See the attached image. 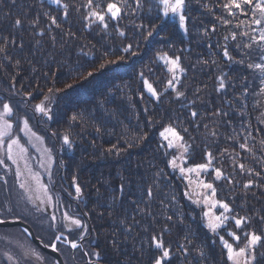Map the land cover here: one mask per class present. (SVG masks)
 Returning a JSON list of instances; mask_svg holds the SVG:
<instances>
[{"label":"trees","instance_id":"trees-1","mask_svg":"<svg viewBox=\"0 0 264 264\" xmlns=\"http://www.w3.org/2000/svg\"><path fill=\"white\" fill-rule=\"evenodd\" d=\"M65 2L80 4L83 0ZM224 2L186 0V32L179 27L178 16L163 17L158 0H142L143 9L121 21H111L106 31H101L95 24L86 27L87 21L81 15L85 10L77 13L70 8L67 19L61 16L60 28H49L47 19L40 15V28L46 33L40 37L35 35L29 21L44 10L51 9L52 14L57 15L60 10L56 5L49 0H43V5L41 0H15V3L0 0V38L16 40L15 45H8L10 59L0 54V101L13 107V115L7 118L13 124L11 137L19 138L21 145L29 148L30 162L34 163V169L38 168L42 183L53 194L55 205L52 210L57 225L64 230L62 225L66 222L62 221V213L65 211L79 216L89 227V235L82 241L83 250H103L101 264H148L151 253L141 257L138 251L142 238L146 236L143 230L159 231L164 225L170 229L165 240L171 241L174 248L178 243L187 244L184 239L187 236L192 245L203 247L207 257L201 260L195 252L187 259L176 255L172 264H232L227 260V251L219 236H224L235 247L236 243L227 231L236 232L241 236L239 246H243L245 231L254 229L259 233L264 230V224L260 222V217L264 216V179L241 173L238 167L243 163L255 171L264 168L261 160L264 151L260 145L261 138H264V131H261L264 130V123H261L264 106H257L260 98L251 94L253 89L259 91L258 82L251 85L246 100L236 99L242 91L240 77L248 73L241 65L228 63L218 46L227 43L231 50L235 42L223 38L231 30L239 31L234 28L237 21L221 7ZM129 3L134 6V0ZM221 16L233 23L224 26L217 19ZM17 18L23 21L20 28L13 26ZM150 22L158 27L151 37L145 38L150 28L141 30L136 25H149ZM117 24L125 36H119L115 31ZM213 26L215 32L211 31ZM69 31L72 36L68 35ZM52 36H55V42ZM36 40L40 44H36ZM128 44L133 45L136 55L122 51ZM161 51L180 57L181 66L186 71L177 73L179 83L175 88L185 91L186 97L177 99L173 88L167 86L172 73L168 72L163 61L157 59L156 54ZM106 52L107 57L104 56ZM119 56H125V59L100 69L105 59L117 60ZM213 59L217 64L202 63ZM17 60L19 66L15 63ZM221 70L228 74L235 87L216 90V77ZM89 71L93 75L84 79ZM141 72L157 89L159 100L143 87ZM67 84L73 87L66 88ZM49 88L62 91L56 92L51 102H45L50 109L48 115L35 112L34 106L44 100ZM197 89L200 91L196 92ZM243 103L247 107L243 108L244 114L241 115ZM217 110L228 115L213 116ZM192 111L198 112L199 116L193 119ZM73 116L77 117L75 121ZM24 119H28L29 128L41 140L20 130ZM169 124L181 132L188 145L187 153L182 148L169 149L163 144L160 132ZM184 128L188 129L187 133L183 132ZM210 130L217 135L211 136ZM65 134L69 136L70 145L63 142ZM244 142L253 149L257 159L252 158L253 153L239 148ZM130 144L133 146L129 147ZM3 148H0V159L5 160L0 165V218L25 221L36 236L48 244L54 235L50 227L51 216L46 209L37 211L34 205L31 212L16 206L8 183L10 177L16 176L17 165L1 152ZM179 151L190 166L207 164V153H212L206 180L216 188L215 198L229 203L232 209L227 214L226 228L218 229L215 234L207 227L208 220L203 215L205 209L195 203L196 199L188 193L185 179L169 163L174 158L176 161L180 159ZM217 168L235 183L230 184L224 178L216 179ZM73 177L82 189L79 197L75 193ZM249 179H253L257 186L245 190L243 184ZM149 189L151 197L147 195ZM233 215L253 219L250 225L236 229L231 219ZM167 216H172V221H167ZM133 217L136 223H133ZM181 217L183 223H180ZM124 218L132 225L129 233L120 223ZM15 228L21 231L30 248L42 255L43 264H56L55 259L39 249L21 228ZM75 231L78 235L79 230ZM113 234L118 241V250L111 246ZM6 245L0 239L1 264H5L2 251L8 249ZM59 247L65 264H87L82 251L68 249L63 244ZM143 247L147 248V244L144 243ZM20 252L15 251L20 254L22 264H37L31 253L28 254L31 259L22 260ZM260 264H264V258L260 259Z\"/></svg>","mask_w":264,"mask_h":264},{"label":"snow or ice","instance_id":"snow-or-ice-1","mask_svg":"<svg viewBox=\"0 0 264 264\" xmlns=\"http://www.w3.org/2000/svg\"><path fill=\"white\" fill-rule=\"evenodd\" d=\"M15 3V0H12ZM51 4L57 6L60 10L57 15H53L51 9L44 10L42 13L37 14L33 19L29 21V26L34 30L35 35L43 37L45 33V29L40 28V15H43L47 21L49 22V28L51 26H55L56 28H60V18L61 16L64 19H67L69 16V9H74L77 13H81V9L85 11L81 13L82 18L87 21L86 27H91L93 24L97 25L101 31H106L109 28V23L111 21H121L126 16L132 15L134 16L138 10L144 8L142 0H134L133 4L129 3V0H83L80 4H70L65 2V0H49ZM159 5L162 6L163 17H168L170 14L172 16H178L179 18V27L183 29L185 32L187 31L186 21L188 17L185 14L186 0H158ZM41 4L43 5V0H41ZM224 11H226L229 17H232L237 22L234 25L236 30H231L229 35L224 36V40L235 42L234 46L231 48L227 43L224 45H218L221 47L223 58L228 63H235L241 65L248 75H242L240 77L242 81V91L239 96L236 97L237 101H244L250 94L251 85L254 82L257 83V87L259 91L257 92L255 89L252 90L251 94L259 97L257 100V106H264V0H225V2L221 5ZM150 10V9H149ZM245 17V19H239V17ZM159 19V17H158ZM224 26H228L233 23L232 20L226 19L223 16L217 18ZM23 25V21L19 18L15 19L13 26L15 28H20ZM138 29L150 28L147 31L146 37H151L157 30L158 25L156 23H151L149 25H145L143 23L136 25ZM115 31L119 36H125V32L121 31L118 24L115 26ZM212 32L216 31L215 26L211 29ZM208 30L205 29V34L207 35ZM69 36H72L73 33L69 31ZM52 41L55 42V36L51 37ZM9 43L15 45L16 40L13 38L9 40V37L0 38V54H5L6 59H10L7 56V49ZM36 44H40L39 40H36ZM20 47H23V43L21 42ZM211 47V45H210ZM122 51L127 54L136 55L133 51V45H126ZM235 53V55L233 54ZM157 59L164 62L166 66H168V72L172 73V78L167 81V86L173 88L175 91V95L177 99L186 97V92L181 91L175 88V85L179 83V79L177 77V73H184L186 70L181 66L180 57L179 56H170L168 52L161 51L157 54ZM104 56L107 57L108 53H104ZM239 57V58H237ZM125 56H119L117 60L105 59L104 63L100 65V69L105 68L107 65L115 64L118 61H123ZM16 65H20V61L17 60ZM203 64L207 65L217 64L215 59L209 61L204 60ZM93 72L89 71L87 76L91 77ZM140 79L142 80L143 87L147 89L148 93L151 94L152 97H155L157 100L160 99V95L154 85L149 82L143 72L140 74ZM249 76H251V80H249ZM218 84L216 85V90L220 91L225 89L226 87L232 86L235 87L233 83L230 82V78L227 73H223L221 70V74L216 77ZM66 88H72V84H67ZM62 91V89L49 88L48 94L44 96V100L34 106L35 112L48 115L50 109L47 108L46 101L51 102L53 96L56 92ZM200 90L197 89L196 92ZM29 95H31L29 93ZM195 101H191L194 103ZM229 106H231V102H229ZM247 104L243 103L241 108V115H243V108H246ZM13 115V107L8 102L0 101V148H3L5 144L7 145V159L12 160L14 164L19 163V159H23L24 154L27 153V149L21 145L19 138H12L11 132L13 129V124L10 122L8 117ZM227 116L228 113L222 112L221 110H217L213 113V116ZM199 113L196 111L191 112V117L193 119L197 118ZM49 119L51 117L49 116ZM77 119L76 116L72 117V120L75 121ZM261 123H264V120H261ZM205 129H208V125H204ZM26 133H31L32 136H35L37 140H41L42 138L36 136L35 132L29 128L28 119L23 120V128L20 129ZM99 132V129H97ZM188 129L184 128L183 132L187 133ZM264 131V130H261ZM209 134L211 136H216L217 133L214 130H210ZM53 135H56L53 133ZM160 136L166 140L167 147H179L184 150L185 153L188 152V145L184 142V137L181 135V132L177 130L175 126L169 124L164 127L163 131L160 132ZM7 138V140H6ZM141 139H144L141 137ZM254 139V137H253ZM64 144L70 145V139L67 134L63 136ZM261 150L264 151V138L260 140ZM133 145H129L132 147ZM239 148L244 149L250 153H253L252 158L257 159L253 149L248 146L247 142L240 143ZM14 149L18 150L14 152ZM46 152L50 150L45 149ZM112 149H109L111 152ZM208 163L207 164H197L195 167H180L181 174L196 172L199 175L202 171H207L209 165L212 163V153H207ZM50 159V157H49ZM264 161V157L261 158ZM5 163L4 159H0V165ZM173 168L177 167L176 158L169 161ZM43 167V163L41 164ZM239 171L241 173H246L248 176L252 177H261L262 173H264V168L261 171H255L253 168L246 167L243 163L238 165ZM25 168L28 170L29 176L25 178L24 181L19 183V187L25 191V193L29 192H39L42 194L43 199L40 196H36L35 199H39L40 203L43 204L45 202H51L52 197L49 195L48 186L41 181V177L39 173H33L30 168H28L27 163H25ZM17 179L21 177L22 173L19 167L16 169L15 173ZM215 178L216 179H227L228 183L232 184L235 181L231 177H225L221 169H215ZM29 181L34 182L35 188L29 183ZM73 185L75 186L76 196L79 197L82 193V189L80 185L77 183L76 177H73L72 180ZM191 183V181H189ZM253 186H257L253 179H249L246 183L243 184V189L248 190ZM197 187H202L203 189L210 190V196L205 195L203 197V203L208 205L209 208H215L219 206L224 211L220 215H216L211 211L204 212V217H207L208 223L207 227L215 234L218 229L226 228V222L229 220V216L224 213H231L232 209L229 206V203L216 200V188L212 183H206L204 181H198ZM147 195L149 197L152 196L151 189L148 190ZM27 200L30 202H35L33 195H28ZM201 201H195V203L199 204ZM37 211H42L40 205H36ZM143 212V210H140ZM11 212V209H9ZM151 215V213H148ZM85 215H87L85 213ZM172 216H167V221H172ZM231 219L234 221V227L236 229H243L248 226L252 222V217L248 216H239L233 215ZM57 217L55 215L51 216L50 227L54 230L53 239L49 241L45 247H50L52 251L58 252L60 251V245H65L68 249L74 251H82L83 256L85 257H94L95 259H89L87 264H101L103 258V250H83L82 241H84L89 235V227L88 225L79 217L70 215L69 212L65 211L62 213V227L64 230H61V227L56 223ZM261 224H264V216L260 217ZM5 223V221L0 220V224ZM120 223L124 225L125 232L129 233L132 231V225L127 223V218L121 219ZM133 223H136L133 217ZM180 223H183V218L181 217ZM75 230L78 231V235ZM27 231V229L25 230ZM146 233V236L141 240V247L138 249L140 256L143 257L147 253H151L148 259V264H172L173 257L176 255L183 256L184 259H187L188 256L195 252L198 254L201 260L206 259V253L203 250V247H197L192 245V241L188 239L187 236L184 239L187 241L185 243H178L174 248L171 241L165 240V234L170 232V229L167 225H164L160 228L159 231L149 232L147 228L143 230ZM67 232V234H66ZM227 235L232 237L236 243L234 247L233 243H230L228 240L224 238V236H219V241L223 245V248L227 250V260L231 261L232 264H260V259L264 258V230H261L259 233L256 230L245 231L243 233L244 236V244L240 245L241 236L237 235L236 232L227 231ZM75 236V238H73ZM147 244V248L143 247V244ZM189 245H192L189 248ZM111 246L113 250H118V241L115 239V234H113V239L111 240ZM154 250V251H153ZM32 255L35 256L37 264H40L42 261V257L39 253H37L34 249L32 250ZM9 260L12 259L11 256L8 257ZM130 264V262H129Z\"/></svg>","mask_w":264,"mask_h":264},{"label":"rangeland","instance_id":"rangeland-1","mask_svg":"<svg viewBox=\"0 0 264 264\" xmlns=\"http://www.w3.org/2000/svg\"><path fill=\"white\" fill-rule=\"evenodd\" d=\"M161 139H162L163 144L165 146H167L168 142L166 140H164L163 137H161ZM3 149L4 150H2L1 152L4 155L7 154V145H5ZM26 149L28 150L29 148H26ZM171 149L179 150L180 148L179 147H173ZM16 151H18V150L15 149L14 152H16ZM180 154H181V152H180ZM29 157L30 156H27V153L24 154L23 159H19V163L16 164L17 165L16 167L20 168L22 175L19 178V180L17 179L16 176L10 177V181L8 183V185L10 186L9 187L10 188V195L13 196V200H14L16 206L19 207V209L23 210L22 208H24L25 212H28V211L31 212L32 211L31 210L32 205L36 206L37 204H39L41 209H46L49 216H52V215H54L52 209L54 208L53 206L55 205V201H53L54 199L52 196L53 194H51V191H49V195L52 197L51 202L50 203L45 202V203L41 204L39 199H35L36 196H40L41 199H43V196L41 193H39V192L25 193V191L19 187V183L24 181L25 178H27L29 176L28 170L25 168V163H27L28 168H30L33 173H37L38 168L36 169V167H35V169H34V167H33L34 163L30 162ZM176 163H177L176 169L178 170L180 177L184 178L186 181L188 193L190 194V196L195 198L196 201H198V200L201 201L199 203V206H201L203 209H205V212L211 211L212 213H214L216 215H220L221 213H223L224 210L222 208H220L219 206L210 209L208 205L204 204L203 203V197L205 195L210 196V190L203 189L202 187H197L198 181H204L206 183H209L206 180L205 176L209 173L210 169L208 168L207 171L200 172L199 175H197L196 172H192V173L185 172L184 174H181V172L179 170L180 167L188 168V167H195V166L194 165H192V166L187 165L186 159L182 154H181L180 159L178 161H176ZM46 174H45V176H46ZM39 175H40V173H39ZM40 177L42 179V175H40ZM189 181H191V183H189ZM29 183L32 185L33 188H35L34 182L29 181ZM28 195H33L34 200H35L34 203L27 200ZM215 199L217 200V198H215ZM224 214L227 215L228 213H224ZM206 220H208L207 217H206ZM0 239H3L7 243L6 248H8V249L7 250L5 249L4 251H2V253L4 254L3 255V258H4L3 261H5V264H22L20 257H19L20 254L15 253V251H21L20 253L23 255V257H21L22 260L31 259V257L28 254L32 253L33 249L30 248V246H29L30 244L28 243L27 239L22 235L21 231L18 228H15V227H12V229L4 228V230L0 231ZM9 256L12 257L11 260L8 259ZM32 256H33L34 260H36L35 256L34 255H32ZM41 257H42V255H41ZM1 263L2 262L0 261V264ZM43 263H44V258L42 259L40 264H43Z\"/></svg>","mask_w":264,"mask_h":264},{"label":"water","instance_id":"water-1","mask_svg":"<svg viewBox=\"0 0 264 264\" xmlns=\"http://www.w3.org/2000/svg\"><path fill=\"white\" fill-rule=\"evenodd\" d=\"M0 220L5 221V223L0 224V228H12V227H19L24 231L26 236L30 238V240L37 245L39 249L43 252L48 253L53 259H55L56 264H65L64 259L62 258L60 252H54L50 247H45L46 243H44L40 238H38L35 234V231L32 227H30L25 221H22L19 218H12L10 220H5L0 218ZM27 229V231H25ZM90 257H87V262Z\"/></svg>","mask_w":264,"mask_h":264}]
</instances>
